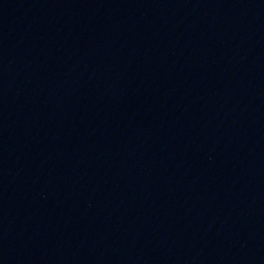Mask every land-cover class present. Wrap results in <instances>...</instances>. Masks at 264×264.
I'll use <instances>...</instances> for the list:
<instances>
[{
    "label": "water",
    "instance_id": "1",
    "mask_svg": "<svg viewBox=\"0 0 264 264\" xmlns=\"http://www.w3.org/2000/svg\"><path fill=\"white\" fill-rule=\"evenodd\" d=\"M0 264H264V0H0Z\"/></svg>",
    "mask_w": 264,
    "mask_h": 264
}]
</instances>
